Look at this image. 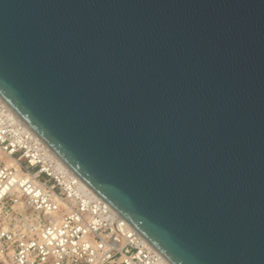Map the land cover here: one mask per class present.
I'll use <instances>...</instances> for the list:
<instances>
[{
	"label": "water",
	"instance_id": "1",
	"mask_svg": "<svg viewBox=\"0 0 264 264\" xmlns=\"http://www.w3.org/2000/svg\"><path fill=\"white\" fill-rule=\"evenodd\" d=\"M0 98L170 264H264V0H0Z\"/></svg>",
	"mask_w": 264,
	"mask_h": 264
},
{
	"label": "built area",
	"instance_id": "2",
	"mask_svg": "<svg viewBox=\"0 0 264 264\" xmlns=\"http://www.w3.org/2000/svg\"><path fill=\"white\" fill-rule=\"evenodd\" d=\"M0 264H170L0 98Z\"/></svg>",
	"mask_w": 264,
	"mask_h": 264
}]
</instances>
